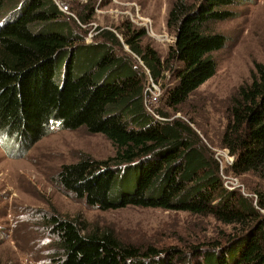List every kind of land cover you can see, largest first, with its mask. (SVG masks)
Returning a JSON list of instances; mask_svg holds the SVG:
<instances>
[{
	"label": "trees",
	"instance_id": "16d2710c",
	"mask_svg": "<svg viewBox=\"0 0 264 264\" xmlns=\"http://www.w3.org/2000/svg\"><path fill=\"white\" fill-rule=\"evenodd\" d=\"M240 1L174 2L166 26L175 43L162 58L142 43L144 30L131 25L99 29L101 41L86 44L77 27L93 18L89 8L76 18L54 0H0L1 147L20 142L23 158L54 127H84L105 135L115 154L63 165L56 176L62 190L104 212H186L230 228L224 239L189 252L145 250L113 230L52 215L42 225L56 237L50 264H192L191 257L198 258L194 264H264V185L246 184L248 193L226 186L233 177L264 180V64H256L250 81L229 99L217 140L185 112L217 73L213 54L227 37L215 26L235 18L231 7ZM147 72L156 83L168 74L175 80L161 107H153L158 118L145 104ZM217 143L234 158L227 175L213 151Z\"/></svg>",
	"mask_w": 264,
	"mask_h": 264
},
{
	"label": "rangeland",
	"instance_id": "374dc122",
	"mask_svg": "<svg viewBox=\"0 0 264 264\" xmlns=\"http://www.w3.org/2000/svg\"><path fill=\"white\" fill-rule=\"evenodd\" d=\"M54 1L67 15L76 18L77 13L89 8L87 14L93 18L77 27L86 44L101 41L99 29L115 30L126 25L144 30L142 43L156 49L162 58L167 57L175 43L174 33L167 29L166 22L177 0ZM231 9L237 13L236 17L215 26L217 32L227 37L226 46L213 54L217 73L199 88L185 111L214 140L226 125L229 99L242 84L250 81L256 64H264V0H241ZM124 51L142 66L127 46ZM147 76L150 80L148 72ZM167 76L166 81L154 82L159 91L157 100H151L153 107H161L165 88L174 84L173 77ZM173 117L185 118L181 112ZM19 143L15 141L8 148L0 144V264H50L56 237L46 233L42 225L44 218L52 215L81 219L88 225L113 230L123 242L145 250L153 247L189 252L193 247H204L208 242L222 239L230 231L212 217L186 212L139 207L104 212L62 190L56 176L63 165L75 163L85 155L103 161L115 154L112 142L103 134H91L84 127L75 131L54 127L23 158ZM213 151L227 175L234 158L218 143ZM231 179L234 187H241L247 193L246 184L254 188L264 185V180L252 176ZM196 259L191 257L190 263L194 264Z\"/></svg>",
	"mask_w": 264,
	"mask_h": 264
},
{
	"label": "built area",
	"instance_id": "2783aa9c",
	"mask_svg": "<svg viewBox=\"0 0 264 264\" xmlns=\"http://www.w3.org/2000/svg\"><path fill=\"white\" fill-rule=\"evenodd\" d=\"M159 91V88L158 86L153 82V80L150 78L149 80V84L146 88V101H145V104L147 106V109L150 113H153V106L151 104V100L152 99H156L157 100V92ZM155 115V114H154ZM156 116V115H155ZM158 118V116H156ZM232 185V186H235L232 182V179H229L227 182H226V186L229 188V185ZM230 189V188H229Z\"/></svg>",
	"mask_w": 264,
	"mask_h": 264
}]
</instances>
